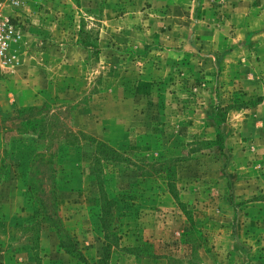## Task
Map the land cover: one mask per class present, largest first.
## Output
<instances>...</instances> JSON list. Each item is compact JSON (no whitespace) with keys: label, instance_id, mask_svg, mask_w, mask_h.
<instances>
[{"label":"rangeland","instance_id":"rangeland-1","mask_svg":"<svg viewBox=\"0 0 264 264\" xmlns=\"http://www.w3.org/2000/svg\"><path fill=\"white\" fill-rule=\"evenodd\" d=\"M232 1L28 0L8 12L23 39L0 66V166L12 139L0 264H96L106 251L103 264H264V64ZM24 107L119 154L53 147L56 181L45 172L42 190L76 256L37 213L27 169L40 142L10 119Z\"/></svg>","mask_w":264,"mask_h":264},{"label":"trees","instance_id":"trees-1","mask_svg":"<svg viewBox=\"0 0 264 264\" xmlns=\"http://www.w3.org/2000/svg\"><path fill=\"white\" fill-rule=\"evenodd\" d=\"M40 109L41 108L36 107H24L20 109H15L11 113L13 115L12 117H10V119H20V123L15 125V131L17 132V134L32 135L38 142L42 144V146L47 143L46 146L43 148H41L42 146L39 143L38 146H40V150L38 152H35V154L32 156V159L27 169V182L30 192L32 193L33 200L39 205L37 213L41 216L42 221L54 228L58 239H60V247L65 250H69L70 254L74 253L75 255L76 247L74 246V244H71L69 241H66L67 246H65V240L68 239V237L66 236L64 229L60 225L59 219L53 220L52 215L47 211V201L45 193H43L42 190V183L46 179L45 172H48L50 174L49 178L54 179V184L56 181V167L54 166V159L56 158L57 154L56 152H53V147L55 145L61 144L59 149L61 150L62 148L73 147L81 143H84L86 145L92 144L94 145L95 154L97 155V162L102 160H112V162H117L116 159L118 160L119 154L116 151L112 150L110 147H108L106 144L98 142L95 138L91 137L90 135H86L82 132L74 133L70 130H66L63 126V122H61L58 117H56L55 119L52 118L51 120H49L47 116L38 117V112H40ZM223 120V112L220 108H217L215 113V121L218 125H220ZM11 140V138H8L5 141L0 170H4V168L7 167L5 162L8 156V146L9 143L11 144ZM212 143L214 145L222 146L223 136L220 133L219 129L217 130L215 140ZM42 171L44 172V176L40 178V173ZM102 200H105L101 216V227L106 235V243L104 245V250H110L111 247L114 245V243L109 242L110 237L113 236L111 229V220L109 219L111 210L106 205V202L108 200L105 194H103ZM143 246L149 247V244L144 243ZM105 253L107 256V251ZM106 256H104L102 259H99L96 264H103ZM81 259L83 263L88 264L86 260H84V258Z\"/></svg>","mask_w":264,"mask_h":264},{"label":"crops","instance_id":"crops-1","mask_svg":"<svg viewBox=\"0 0 264 264\" xmlns=\"http://www.w3.org/2000/svg\"><path fill=\"white\" fill-rule=\"evenodd\" d=\"M232 8V16L237 19V23L245 24V32L247 37L253 40L251 43L254 62L262 66L264 64V0H234ZM247 27V28H246ZM249 27V28H248ZM252 29V32L248 30ZM250 45V46H251Z\"/></svg>","mask_w":264,"mask_h":264},{"label":"built area","instance_id":"built-area-1","mask_svg":"<svg viewBox=\"0 0 264 264\" xmlns=\"http://www.w3.org/2000/svg\"><path fill=\"white\" fill-rule=\"evenodd\" d=\"M28 0H0V66L10 64L9 50L23 39V29L16 21L18 15H10L22 10Z\"/></svg>","mask_w":264,"mask_h":264}]
</instances>
